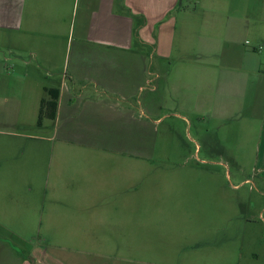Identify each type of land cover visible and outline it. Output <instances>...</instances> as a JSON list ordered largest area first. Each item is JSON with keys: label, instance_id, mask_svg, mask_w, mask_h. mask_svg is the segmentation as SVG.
<instances>
[{"label": "rangeland", "instance_id": "374dc122", "mask_svg": "<svg viewBox=\"0 0 264 264\" xmlns=\"http://www.w3.org/2000/svg\"><path fill=\"white\" fill-rule=\"evenodd\" d=\"M181 1L197 11L210 2ZM53 52L60 63L74 61V42ZM12 55L0 40L1 236L26 253L37 247L94 264H264L262 100L252 107L250 89L243 104L229 90L220 100L213 81L211 103L198 107L192 79L202 67L218 77L223 55L164 59V102L144 114L141 158L85 186L74 163H61L60 130L37 123L43 91L29 90L27 76L38 60L29 49L17 63ZM155 84L150 75L146 90ZM83 197L90 207H79Z\"/></svg>", "mask_w": 264, "mask_h": 264}, {"label": "crops", "instance_id": "0c3cea01", "mask_svg": "<svg viewBox=\"0 0 264 264\" xmlns=\"http://www.w3.org/2000/svg\"><path fill=\"white\" fill-rule=\"evenodd\" d=\"M207 1L197 11L181 0H0V40L9 42L11 59L17 63L29 49L38 60L27 80L29 90L43 91L39 108L45 87L59 89L56 117L38 125L48 119L60 130L61 163L68 169L75 164L81 186L91 184L93 174L125 171L126 158L142 156L138 149L149 144L144 114L164 102V59L215 61L210 52L223 55L218 77L202 67L192 78L199 81L198 107L211 103L213 81L220 100L229 90L236 104L250 89L252 107L262 100L264 138V0ZM73 42L74 61H56L53 51ZM150 75L156 84L146 90ZM83 199L79 207H90L93 199ZM76 258L37 247L26 253L0 235V264H94Z\"/></svg>", "mask_w": 264, "mask_h": 264}, {"label": "trees", "instance_id": "16d2710c", "mask_svg": "<svg viewBox=\"0 0 264 264\" xmlns=\"http://www.w3.org/2000/svg\"><path fill=\"white\" fill-rule=\"evenodd\" d=\"M47 93L42 97L38 112V124L41 125L45 118L54 119L56 117L59 99V89L56 87H45ZM36 264L34 259H31Z\"/></svg>", "mask_w": 264, "mask_h": 264}]
</instances>
